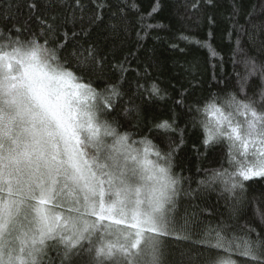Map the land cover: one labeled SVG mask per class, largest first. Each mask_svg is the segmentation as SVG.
I'll list each match as a JSON object with an SVG mask.
<instances>
[{"label": "snow or ice", "instance_id": "1", "mask_svg": "<svg viewBox=\"0 0 264 264\" xmlns=\"http://www.w3.org/2000/svg\"><path fill=\"white\" fill-rule=\"evenodd\" d=\"M25 7V19L0 11V264H169L173 239L186 242L174 264H237L236 255L264 264V214L251 225L232 223L244 212L248 183L264 181V24L234 26L237 91L194 100L193 77L173 98L203 130L192 150L220 151L228 165L205 170L192 189L178 171L187 133L175 116L153 123L152 139L122 131L143 116L121 90L139 57L129 48L113 63L115 49L93 33L107 15L109 35L126 37L134 26L126 9L135 3L27 0ZM136 14L141 31L152 27ZM253 77L259 90L250 95ZM94 79L107 81L103 92ZM166 96L157 84L139 93L145 104ZM210 192L227 202V219H202L212 215L199 203Z\"/></svg>", "mask_w": 264, "mask_h": 264}, {"label": "trees", "instance_id": "2", "mask_svg": "<svg viewBox=\"0 0 264 264\" xmlns=\"http://www.w3.org/2000/svg\"><path fill=\"white\" fill-rule=\"evenodd\" d=\"M27 0H0V11L9 13L13 19L27 18L25 7ZM114 3H135V9H126L130 16V22H134L131 32L125 37L123 35L110 36L109 28L114 23L107 15L101 22V27L93 33L94 38L101 43L102 47L115 49L117 56L110 58L115 63L116 59H122L119 54L123 52L127 55L129 48L133 49L138 60H133L128 67V74L121 82V90L125 92L124 100L127 103L129 93L133 94L136 103L140 105L143 116L140 121H132L131 126L123 130L132 131L136 139L142 135H149L153 123L160 119H167L175 116L178 125L184 128L187 133V144L181 151L178 160L181 167L179 173L187 178L192 189L197 188L199 181L204 179V171L219 169L221 164L227 168L228 165L224 155L220 151H213L207 155H197L191 148L197 138L203 136L200 127L192 128L189 124V115L186 108H182L173 103V98H177L183 90L181 85L192 80L199 88L194 100L207 96L209 93L224 96L228 92L237 91L239 85L237 77L233 72L232 58L236 49V31L240 25L251 28L253 25L264 24V0H113ZM198 5L199 7H195ZM8 5L12 7L9 9ZM158 7V11L153 12V7ZM142 14L146 25H152L141 31L139 21ZM235 13V15H233ZM139 32L140 37L135 33ZM259 37V33L257 34ZM182 36H187L188 41L182 40ZM139 44L136 45V41ZM199 41L200 43H197ZM242 43H245L242 41ZM247 44L251 45V41ZM184 49L179 51L177 47ZM204 45V46H201ZM210 50H215L217 55L210 56ZM249 54L262 58L259 51L248 48ZM190 68V73H189ZM243 72V65L238 66ZM145 70L147 76L144 75ZM136 72L140 75L136 76ZM118 76L119 73H116ZM107 81L94 79L93 86L98 92H103ZM143 87H137V84ZM258 77H253L249 81V94L253 90L258 91ZM157 84L161 89H167L165 99H153L147 104L139 98V93ZM174 86V87H173ZM218 114L209 113L208 120L219 119ZM138 125V126H137ZM186 125H188L186 127ZM152 139L153 135H149ZM159 143L158 140H153ZM163 147V145H161ZM200 207L211 213V216L202 219H216L228 217L227 202L220 198L217 192L206 194ZM185 207H188L187 198ZM264 214V181L253 180L248 183L245 193L244 212L232 223L238 227L245 224L251 225L254 221H259ZM183 241L170 240L167 260L169 264L179 258V250L185 249ZM237 264H245V258L238 255L233 256Z\"/></svg>", "mask_w": 264, "mask_h": 264}]
</instances>
